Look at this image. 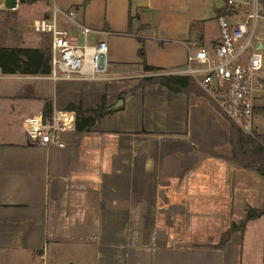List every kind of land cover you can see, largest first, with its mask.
<instances>
[{
  "label": "crops",
  "instance_id": "0c3cea01",
  "mask_svg": "<svg viewBox=\"0 0 264 264\" xmlns=\"http://www.w3.org/2000/svg\"><path fill=\"white\" fill-rule=\"evenodd\" d=\"M226 2L62 0L93 28L88 41L108 42V72L54 79L50 71L0 68V264H48L49 250L65 264L238 262L247 225L225 247L208 245L244 218L248 205L264 207V175L211 155L228 150L229 133L208 98L160 83L130 91L141 76L182 67ZM238 10L243 18L245 7ZM39 37L20 40L36 46ZM140 47L160 70L144 69ZM119 77L131 80L103 81ZM103 98L111 110L89 131H63V147L34 143L24 131V118L43 113L48 100L54 110L70 103L91 108Z\"/></svg>",
  "mask_w": 264,
  "mask_h": 264
},
{
  "label": "built area",
  "instance_id": "2783aa9c",
  "mask_svg": "<svg viewBox=\"0 0 264 264\" xmlns=\"http://www.w3.org/2000/svg\"><path fill=\"white\" fill-rule=\"evenodd\" d=\"M227 3L238 9L245 7L242 20L232 21L228 14L219 12L218 41L211 48L200 45L190 49L185 65L172 72L191 75L228 118L247 133L258 136L262 132L255 121L256 99L264 90V38L256 28L259 17L264 16L259 0H227ZM244 4L250 5L251 10ZM19 6L20 0L13 5H8L7 0L2 3L3 8L11 10ZM66 20L78 26L80 32H72L65 24ZM29 24L32 31L52 36L49 73L52 78L96 79L108 72V42L104 39L88 41L87 36L93 28L79 21L74 9H64L53 0L50 15L35 16ZM23 127L32 142L63 147L66 143L61 133L75 129L76 112L71 108L54 109L47 118L43 113H34L24 118Z\"/></svg>",
  "mask_w": 264,
  "mask_h": 264
},
{
  "label": "trees",
  "instance_id": "16d2710c",
  "mask_svg": "<svg viewBox=\"0 0 264 264\" xmlns=\"http://www.w3.org/2000/svg\"><path fill=\"white\" fill-rule=\"evenodd\" d=\"M39 0H20L21 4H33ZM47 2V0H45ZM50 1V0H49ZM52 2V0H51ZM260 12L264 16V0H259ZM51 7L44 15H50ZM1 11V10H0ZM220 12H224L229 16L240 13L238 7L229 5L227 2ZM16 14V13H15ZM17 15V14H16ZM133 16L129 14V28L133 30ZM38 44L36 46L22 44H4L0 43V68L3 72H22V73H47L51 69L52 55V36L50 33H39ZM139 54L143 57L142 65L145 70L158 71L160 67L149 64L144 58V48L140 47ZM160 83L170 90L176 92H186L187 94H196L208 98L216 110H220L215 102L201 88L196 80L189 74L185 73H165L159 72L155 74L144 75L139 78L138 83L131 89L135 92L138 88L147 85ZM68 108L74 109L76 112V129L89 131L93 125L106 112L111 110V106L106 103L105 98L101 103L91 108H84L82 104L70 103ZM222 112V111H221ZM53 114V102L48 100L43 108L44 118L51 117ZM223 116L227 119L229 133V148L227 151L215 150L211 155L229 159L244 168L253 169L264 175V133L258 136L251 135L243 130L235 121L228 118L223 112ZM264 214V207L258 208L248 205L244 218L232 221L230 226L223 231L217 243L209 244L211 247L223 248L230 239L231 234L236 230H244L247 223L254 218Z\"/></svg>",
  "mask_w": 264,
  "mask_h": 264
},
{
  "label": "rangeland",
  "instance_id": "374dc122",
  "mask_svg": "<svg viewBox=\"0 0 264 264\" xmlns=\"http://www.w3.org/2000/svg\"><path fill=\"white\" fill-rule=\"evenodd\" d=\"M5 1L6 0H0V10H1L0 11V43L4 42L8 44H25L29 42L27 39L21 41L20 36L23 37V35H25L27 37H30L33 35L34 31L32 32V29L30 28V24H29L31 18L38 15H42L47 10H49L51 0L50 1L47 0V2L45 0H39L33 4H26V5L20 3L19 8L16 10L3 8L2 3H5ZM223 1L226 2V0ZM58 2L63 7L62 0H58ZM245 6L248 8V10H251L250 5H245ZM76 18L78 19L80 18V13H76ZM231 19L235 22L242 20L239 14H234L233 16H231ZM67 27H69V25ZM218 31H219L218 22L214 20H210L207 24L206 34L204 36V40L202 44H204V46L207 48H211L210 47L211 42L217 36V34H219ZM256 32L262 38H264L263 17H259L257 21ZM6 33L8 35L3 36ZM263 72H264V68H263ZM130 80L131 79L119 77V78H108L103 81H106L105 84L107 85H124ZM135 86L136 84L133 87ZM258 102L264 104V93L258 98ZM256 122L264 132V106L260 107L256 115ZM219 226L221 229L222 227L221 224ZM237 239L238 237H235L232 240V245L234 244L235 241H237ZM209 240H213V239H209ZM242 243L243 246L241 249V254L238 258V262L236 261V264H264V216L260 218V220H256L247 224ZM49 248H51V244ZM52 255H53L52 251L49 250L48 264H65L63 261H57V259H55Z\"/></svg>",
  "mask_w": 264,
  "mask_h": 264
},
{
  "label": "water",
  "instance_id": "95a60500",
  "mask_svg": "<svg viewBox=\"0 0 264 264\" xmlns=\"http://www.w3.org/2000/svg\"><path fill=\"white\" fill-rule=\"evenodd\" d=\"M15 2H16V0H7V4L8 5H13Z\"/></svg>",
  "mask_w": 264,
  "mask_h": 264
}]
</instances>
